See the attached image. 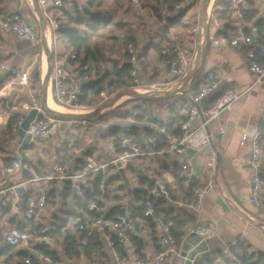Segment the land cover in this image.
<instances>
[{
    "label": "crops",
    "instance_id": "crops-1",
    "mask_svg": "<svg viewBox=\"0 0 264 264\" xmlns=\"http://www.w3.org/2000/svg\"><path fill=\"white\" fill-rule=\"evenodd\" d=\"M37 1L38 0H0V25L7 17L20 14L28 19L35 30L36 26L39 27V37L36 42L18 40L14 35H4L0 28V63L13 67L29 68L34 79V83L30 90L32 94L40 100L42 105L43 103L47 105V101L50 102L49 96L53 101V89L49 81L44 98L43 81L50 69V64L53 65V59H48V62L44 61L46 49L48 50L46 44L47 32L45 31L43 33L42 26L38 22L39 15L34 6V3ZM88 1L89 0H64V7L58 10V18L62 20L64 18V11L74 13L77 7V9L89 8L91 14L96 16L100 15L106 20L110 19L111 24L108 27L100 29L97 32L89 31L88 35L94 45H97V43H94V38L103 32V30L113 25L119 27L123 26L125 22L121 19H116V11H118V18H123L120 14L128 12L127 7H131L133 2L132 0H125L122 7L119 6L117 8L116 6L109 7V5L112 1L119 3L120 0H105L100 7H96V4H94L93 7H89L87 5ZM233 1L234 0H188L181 9H176L173 12L162 11L164 17L161 20L154 10H151L149 7H142L147 10L149 16L152 19L155 18L156 22L159 24L151 28L154 30V34L150 33V35H148L146 43L139 47V40L136 38L137 35L135 36V31L130 29L126 33H123V35L126 34V36H124L126 39L112 37L113 40L121 41V49L112 48L108 51H103L101 49V52L104 53L107 58L123 64L125 61V52H123L122 49L126 48L124 42L129 37L134 38L137 42L139 51L148 49L147 54L143 56L139 64L140 79L144 81V78H147L151 83L153 82V85L166 89H158V91L154 93H149L148 96L161 93V95L153 96L156 99L145 100L135 97L134 100L137 101H131L132 105L130 104L128 107H125L123 111L114 109L115 111L107 112L106 114L111 115V118L104 120V122H101V117L104 115L97 116L87 121L86 126L91 125L94 127V137L90 138L85 145L81 147L76 146L77 142H75V147L82 150V156L75 158L76 169L80 170V167L83 166L82 164H85L88 159L95 162L94 159L97 156H103L104 163L101 165L111 161L116 157V154L111 150V147L115 143V138L107 136V134L114 127L119 128L120 134L124 127L125 120L119 119L118 115L126 111H136L133 108L140 107L141 109L139 108L137 111L140 113L141 111L147 112V118L143 121H137L135 126V128L139 129L142 144L138 145L143 150L149 149L150 145L148 139L155 138L157 140L156 149L163 151L167 149V144L163 134L160 132V127L153 122L157 120L162 123H168L170 119L174 117L173 111H179L181 108V100L183 99H186L189 105L187 109L181 110L180 113L187 116L191 106L190 98L194 96L193 84L198 78L204 80V85L205 83L212 82V79L219 83V89L214 95L204 101L201 106L202 109L210 107L214 103L215 98L221 93L230 91L238 94L244 93L237 101L239 102L246 97L243 99L244 107L240 112L235 107L237 104L236 102L234 104L235 106L233 105L230 111L225 112L213 125H211V127H209L208 130L212 133V143L210 146H204V148L200 150L192 147L189 149H193L192 153L188 150V152L182 156L162 153L150 157H136L132 159L127 166H111L105 170V174L108 177H115L118 175L121 177L118 180H114L110 186H107L110 190V197L103 200L104 208H102V212L106 216L110 213L112 207L120 206L126 211L125 215L131 218V203L134 201L135 197L134 190L144 187L149 194L150 192H154L158 183L162 181L168 184L171 197H174L173 201L171 199L168 201L167 207L170 209L173 208L178 214L179 212L190 214L191 212L185 206L181 205V203L193 200V191H188L192 183L198 186L207 183L211 175L210 163L215 159L218 172V188L211 191L207 196L201 215V219L204 223H214L215 235L207 240L203 247L204 251L196 255V261H200L209 255L213 256L214 253L219 251L229 255L230 247H235L236 244L240 242L248 244L251 249L256 252L264 253V193L261 197L263 207H256L251 203L253 179L255 175V169L251 165V147L250 145L241 146L240 144L243 131L259 132L264 138V84L259 83L248 91L256 80V77L249 70V64L246 59L248 49L246 47L236 48L230 45L232 39H238L244 36H252L257 39V44H264L260 39V28H264V0H236V3ZM227 7L228 10H226ZM251 12L256 13L255 16H245V13L252 14ZM166 18H176L178 23L177 26L170 29L165 37L168 39L164 41L170 40L180 47L189 48L194 52L192 68L188 75L181 79L173 78L169 65L160 53L162 43L164 42L161 43L164 39L163 34L167 23ZM80 28L82 30V27ZM82 31H84V29ZM51 34L53 42H55L56 35L55 33ZM40 37L41 42H39ZM220 39H224L227 44H222L217 47L213 46V41H218ZM38 44L41 46L36 47L39 46ZM159 45L160 49L158 50L156 47ZM55 49L58 51V57L56 58L58 64H61L63 68H65L70 77L67 87L70 90L78 91L81 86L78 85L80 81L81 63L69 60L70 52L65 50L63 46L62 50L56 47ZM32 55H34L33 58H31ZM259 60L262 61V57H259ZM45 62L47 64L46 71L44 70ZM10 80L9 74L4 75V77L0 79V92L2 89L1 85ZM170 82L174 83L171 84ZM169 91L173 93L169 95ZM29 97L30 92L25 87H7L6 94L0 93V115L6 113L9 117L12 113H20L21 115L27 114L19 109L7 110L6 105L8 103L12 106L18 105L20 102L28 100ZM120 100L121 98L119 101ZM115 106L117 105H114V108ZM90 112H93V110L89 109L87 112L83 113ZM8 117L6 120H8ZM197 124H199V120L196 122V125ZM221 128L223 132H220ZM59 129L64 130L66 133L64 139H61L62 147L59 149L60 151L55 152L57 162H47L46 164L44 160L48 157L41 156H38L40 159L36 160L34 151L25 152V148H27L28 145H23L24 147L21 150L23 157L41 171L49 170L53 164L63 163L67 157L72 155L71 149L64 140L66 136L72 138L73 132H75L76 135L81 133L78 130L72 131L71 128L69 129L70 133H68V130H65V125L62 122ZM158 132L160 133L159 137L156 135ZM174 135H176V133ZM82 138L83 136L81 138L79 137L78 142L81 141L82 143L84 141ZM96 141L101 143L102 146L106 143L108 148H104L103 150L99 149L94 152V148L97 146ZM200 141V137L196 138L197 144H199ZM15 150L16 149L12 146L10 151L12 157L15 155ZM181 161L190 162L195 167L196 174L191 181L179 178L178 170ZM3 168L4 167H2V169ZM258 172L264 178V155L258 167ZM27 176V174L20 177L17 176L14 180L19 181L21 179H26ZM95 176L96 175L90 176L89 179L92 181ZM42 186H45L49 192L55 190L58 195L56 204L52 205L49 203L47 207L39 213L36 222L42 226H49L50 224L51 226H56L58 225L56 216L60 215L59 210L63 200L62 192L66 183L56 181L52 184L51 182L42 184ZM71 187L72 197L77 196V193H74L73 186ZM153 188L154 190L151 191ZM35 191H37L36 187L30 189L31 193H36ZM126 196L128 198H125ZM23 197L24 190L19 194V204L24 203ZM10 198L11 201H15L17 197L12 195ZM70 205H73L72 201ZM190 215L193 214L191 213ZM84 216L89 218L90 223L95 219V217L88 213L81 214V217ZM73 219L75 218H71L68 223V228L70 230H76V228H72L70 225ZM161 222H164L163 219L158 222V231H160ZM193 226V223H188L186 227H184L183 230L187 233L183 238L184 241L188 235H191L190 231ZM130 233L137 234L138 237L143 240L146 261L150 260L158 253L157 251H159V249L161 250L164 248L163 238L161 239V237H159L160 235L154 236L151 228H149L145 221L140 222L139 230L133 225ZM95 234H98L97 237H99L104 245L103 250L106 255H108L110 264H114L116 258H120V256L115 249H112L108 245L104 239L105 234L100 232H95ZM82 248L83 247H81V249ZM55 249L59 251L60 261L58 264H61V262L65 264H101L98 260L89 261L86 256H83V249L79 250L82 255L79 260H68L63 255L60 247L55 246ZM125 251L129 258L128 260L136 259L135 249L132 245H125ZM215 263L225 264L219 257H216Z\"/></svg>",
    "mask_w": 264,
    "mask_h": 264
},
{
    "label": "built area",
    "instance_id": "built-area-1",
    "mask_svg": "<svg viewBox=\"0 0 264 264\" xmlns=\"http://www.w3.org/2000/svg\"><path fill=\"white\" fill-rule=\"evenodd\" d=\"M186 1L188 0H182L176 6V9H181ZM233 2L236 3L237 1L234 0ZM63 7L64 0H38V8L41 16L44 18V23L39 16L38 22L41 26H45L46 32L49 30L51 33H55L58 30L60 25L58 10ZM0 28L4 35H14L18 40L36 42L38 39V34L34 26L20 14L7 17L1 23ZM212 44L217 47L227 43L224 39H220L218 41H213ZM230 45L236 48L246 47L248 49L246 59L249 64V70L256 77L255 83L248 91L259 83L264 84V44H257V39L252 36H244L242 38L232 39ZM127 52L129 55V62L133 67L131 77L134 83L137 84V87L134 89L144 93H154L158 91L159 87L156 85H142L138 75V51L133 44L130 43L128 45ZM160 53L169 65L173 78L181 79L188 75L194 60V52L192 50L189 48H182L178 44L167 40L162 43ZM259 57H262V61L259 60ZM76 58L77 54H73L72 59ZM85 69H87V67H85ZM6 74L10 75L11 80L1 85L2 89L0 93L6 94L7 87L12 86L25 87L30 92L28 100L22 101L14 106L10 103L6 105L7 110L19 109L27 114L21 115L11 126L9 137L11 138V147L13 146L16 149L15 155L11 163L3 168L0 173V216L7 217L11 215L22 223L36 221L39 213L47 207L49 190L44 188L42 184L51 181L60 183L70 182L76 190L77 195L84 197L85 192L91 187L89 177L104 171L99 189L102 194H105L107 189V176L105 170L108 167L127 166L129 162L136 157H150L162 153L182 156L192 147L200 150L204 148V146H210L212 143V133L209 132V127H211V125H213L225 112L230 111L233 105L244 95V93L238 94L231 91L221 93L215 98L214 103L210 107L202 109L201 106L204 101L214 95L219 89V83L212 79L209 85L203 86L197 95L190 98L191 106L187 119L180 126V136L168 132L165 128L160 129L167 144L166 150H156L157 140L155 138L148 139L150 148L146 150L141 149L135 144L132 136L133 127L137 124L136 116L140 114V112L136 110L132 111V114L125 120L124 127L118 135L119 142L111 147L112 152L116 154V157L111 161L103 165H97L91 159H88L81 170L76 169L75 158L82 156V150L75 147V140L73 138L66 136L64 141L71 149L72 155L67 157L62 164H54L49 170L41 171L31 163L26 162L23 157L21 150L24 147L25 139L30 137L28 147L35 146L39 142L47 141L59 130L61 122L51 118L40 100L32 94L30 89L32 88L34 79L29 68L13 67L0 63V79ZM69 78V74L66 72L65 68H63L61 64L58 66L57 62L54 63L49 78L53 89V102L56 105L68 109V111L74 114L87 112L89 109L81 107L76 103L78 91L70 90L67 87ZM86 81H88V77L84 76L80 79L78 85ZM170 83L173 84L174 82ZM73 102L75 103L74 106H72ZM33 110L37 111L36 116L30 123L29 128L25 131L24 139L20 141L19 131L28 113ZM7 117L8 115L6 113L1 114L0 124L5 123ZM198 120L199 124L196 125ZM71 123L77 126L87 125V121H73ZM220 132H223L222 128ZM198 137L201 139L199 144L196 143V138ZM263 141L264 138L261 133L243 131L240 142L241 146L250 145L251 147V165L255 169L251 203L256 207H263L261 197L264 193V178L258 172V167L264 155ZM210 167L211 175L207 183L195 189L192 201L181 203V205L185 206L195 217V224L190 234L193 233L201 237L202 241L209 240L215 235L214 223H204L201 219L207 196L211 191L218 188V172L215 159L211 161ZM179 170L180 178L186 181H191L196 174L195 167L187 161L180 162ZM24 174L28 175L26 179H21L19 181L14 180L15 177H20ZM33 187L37 188V191H35L36 193L30 192V189ZM19 189L24 190L23 204H19ZM12 195L17 198L12 202L9 212H7L11 199L10 197ZM153 195L155 197L170 199L171 192L168 184L164 181L158 183ZM90 211H98L94 202L90 205ZM153 215V208H149L145 212V216ZM70 223L72 228H77L80 232L85 233V238L81 241L82 247L88 246L89 237L94 235L95 232L105 234L104 239L112 249H115L114 238L126 246L132 245L129 234L133 227V221L126 215H119L113 220L106 219L104 215H100L91 223L86 216H80L71 220ZM172 225V221L160 223L164 248L162 251L156 253L150 260L139 261L135 258L131 260L116 258L114 264H177L178 260L181 259L182 244H177L171 232ZM31 229H33L32 232H29L8 226L4 236L5 242L15 247L17 250L29 251L44 264H58L59 262L55 261L52 257L42 255L34 250L35 245H48L54 243L55 239L51 233L56 230V226H51L50 224L49 226H41L39 229ZM195 261L196 258L192 260V264H195ZM25 264H31V258H27ZM61 264L65 263L61 262Z\"/></svg>",
    "mask_w": 264,
    "mask_h": 264
},
{
    "label": "trees",
    "instance_id": "trees-1",
    "mask_svg": "<svg viewBox=\"0 0 264 264\" xmlns=\"http://www.w3.org/2000/svg\"><path fill=\"white\" fill-rule=\"evenodd\" d=\"M142 6L152 8L159 19H163L164 12H173L176 10V6L182 0H138ZM105 0H89L87 5L89 7H93L96 4V7H100L103 5ZM228 10V7L226 8ZM64 18L61 20L59 19V28L55 32L56 35V48L58 45H62L63 48L70 52L69 60L78 61L80 62V79L84 76L88 77V81L81 84L78 93L76 103L84 107L86 109L96 108L97 105L102 100V92L104 90L108 91L107 93H114L117 90L127 91L137 87V84L134 83L131 77V71L133 69L131 63L129 62V55L127 52V48L125 51V61L123 64L118 63L115 60H111L107 58V56L101 52V49L98 45H94L89 37L90 32H97L100 29L108 27L111 22L110 19L106 20L102 18L100 15H93L89 12V8L87 9H77V7L73 12L64 11ZM252 14H246L247 17L255 16L256 13L251 12ZM89 16V17H88ZM89 18V19H88ZM167 23L165 25V32H164V40L167 33L170 31L171 28L177 26V19L176 18H166ZM84 29V31L81 30ZM260 39L262 43H264V28H260ZM163 42V41H162ZM125 47L131 43L135 46L136 50L138 51V75H139V64L141 59L144 55L147 54L148 49L145 51H139L137 42L134 38L129 37L125 42ZM161 45V44H160ZM160 45L156 48L159 50ZM66 51V52H67ZM77 54L76 59H72V55ZM55 59L52 60V63H58L56 58L58 57V51L55 49V55L53 56ZM87 67V69H85ZM140 79V77H139ZM39 80V77H38ZM141 80V79H140ZM211 82L205 83L204 80L198 78L194 82V96L197 95L200 89L203 86L209 85ZM202 84V85H201ZM189 102L186 99L181 100V108L179 111L174 110L173 114L174 117L170 119L168 123H162L155 120L157 126L160 129L165 128L168 132L176 135H181L180 126L181 124L187 119L185 114H181V110L187 109ZM140 107L133 108L138 110ZM141 109V108H140ZM141 111V110H140ZM132 114V111H126L118 115V118L121 120H126L127 117ZM21 117L20 113H12L5 124L0 125V131L4 136H8L11 126L13 123ZM147 118V112L141 111L139 115L136 116L137 121H143ZM152 120V119H151ZM174 127V128H173ZM173 129V130H172ZM174 131V132H171ZM179 131V132H178ZM118 134L119 128L114 127L111 131L107 134V136L113 137L114 142L118 143ZM136 145H142L140 139V132L139 129L133 127V134ZM158 137L160 133L156 134ZM7 146L11 145V138L9 137L6 140ZM114 143V144H115ZM138 145V146H139ZM140 147V146H139ZM0 150L2 152H6V148L1 147ZM159 151L158 149H156ZM11 151V150H10ZM9 156L3 158V163L0 164V173L2 171V167H7L11 161L13 160L11 152ZM7 153V154H8ZM88 154V152H87ZM87 156V155H86ZM25 161L28 160L24 157ZM30 162V161H29ZM31 163V162H30ZM62 164V163H59ZM80 167V170L84 167ZM110 168V167H109ZM178 175L180 170H178ZM104 175V171H101L99 174L95 176L92 181L90 180L91 187L85 192L84 197L74 196L72 197V185L70 182L66 183V186L62 192V205L59 210L60 215L56 216L57 224L56 230L52 232V236L54 237L55 241L52 244H40L35 245L34 250L37 253H41L45 256L52 257L55 261L59 262V251L55 249L56 247H60L63 255L68 260H79L81 259L82 255L79 250L84 251V255L88 258L89 261L98 260L101 264H110L108 260V255L104 252V245L100 241L98 234H94L89 237V244L86 247H82L81 241L85 238V233L80 232L77 228L76 230H70L68 228V223L71 218H78L83 213H88L93 217L98 218L100 215H104L106 219H116L119 215H125L126 211L122 207H112L110 209V213L107 216L102 212L104 208L103 200L110 197V190L106 189V193L102 194L100 192L99 186L101 182V178ZM94 176V175H92ZM107 176V175H106ZM121 177L118 176H107V186H110L114 180H118ZM180 178V177H179ZM182 179V178H181ZM143 180V179H142ZM184 180V179H183ZM56 181H51V184ZM143 184V181H142ZM45 188V186H43ZM156 187V186H154ZM198 187L195 183L189 186L188 191H195ZM154 188L151 190L153 191ZM57 193L55 190H51L48 195V204L51 203L52 205L56 204ZM134 201L131 203V219L133 220V225L139 230V224L141 221H145L148 224L149 228L152 230V234L154 236L163 238V234L161 231H158V222L159 220L163 219L164 223L169 221L173 222L171 227V232L177 242V244H182L184 242L183 238L186 236V231H184V227L188 223L195 224V217L190 215L189 213H176V211L172 208H168L167 204L168 201L171 199L174 200L172 196L170 199H164L161 197H155L153 192H146L144 187L136 188L134 190ZM149 197V198H147ZM73 202V205H70V202ZM13 201L9 202L10 210L11 204ZM94 202L98 208V211H90V205ZM154 209L153 216H145V212L149 209ZM181 210V209H180ZM183 211V210H181ZM127 216V215H126ZM16 227L22 231H29L32 232L33 229L31 228H41V224L37 223L36 221H31L30 223H22L18 221L16 218L12 216L1 217L0 216V264H25V260L27 258H31V264H44L40 259H38L35 255L30 253L27 250H17L15 247L8 245L5 242L4 236L7 230V227ZM160 230V229H159ZM132 242V246L135 249L136 259L139 261H146L145 260V245L143 240L138 237L137 234H129ZM190 236V235H188ZM187 236V237H188ZM186 237V238H187ZM185 238V239H186ZM115 240V250L117 254L120 256V259L128 260L127 253L125 251V245L120 243L116 238ZM163 249H159L160 252ZM230 255V256H229ZM229 255L219 251L214 253L213 256L209 255L204 257L200 261H196L195 264H216L215 259L216 257L221 258L225 264H264V253L263 252H256L251 249L248 244H244L243 242L237 243L235 247H230Z\"/></svg>",
    "mask_w": 264,
    "mask_h": 264
},
{
    "label": "rangeland",
    "instance_id": "rangeland-1",
    "mask_svg": "<svg viewBox=\"0 0 264 264\" xmlns=\"http://www.w3.org/2000/svg\"><path fill=\"white\" fill-rule=\"evenodd\" d=\"M80 1H85V0H80ZM132 1H133L132 2V6L131 7H127L128 12L120 14V16H123V18H120V17L118 18V11H116L117 12L116 19H121L122 21L125 22V23H123L122 27L115 26V25L110 26L108 29L103 30V32H101L100 34H98L96 36V38H94V43H97L99 48L102 49L103 51L104 50L108 51L109 49H112V48H114V49H119L120 48L121 49L122 48V47H120V45H121L120 42L121 41L113 40L112 37H114V38L119 37L121 39H126V37H124V36H126V34L123 35V33H126L130 29L135 31L134 34H135V36L137 35L136 38H138V40H139V47H141V45H144L146 43L147 37H148V35H150V33L154 34V30H152L151 28L155 27V25L156 26L159 25L156 22V19L155 18L152 19L149 16V12H147V10L142 8L144 6H142L141 3L138 0H132ZM124 3H125V0H120L119 3L112 1L110 3L109 7H112V6H116L117 8L119 6L122 7V4H124ZM150 9L153 10L152 8H150ZM36 32H37L38 37H39V27L38 26H36ZM163 36H165V35L163 34ZM165 39H168V38H165ZM162 41H164V39ZM162 41H161V43H162ZM39 42H41V37H40ZM55 45H56V41L53 42V40L51 41V39H50V52H48V53L50 54L51 58H53V59H55V57H53L55 55V47H56ZM40 46L41 45L36 46V47H40ZM58 48L60 50H62V45H58ZM126 48L122 49V51L125 52ZM48 53L46 52V54H48ZM110 53H113V52H110ZM46 54L44 56V61H47V56L48 55L46 56ZM33 56L34 55H32L31 58H33ZM48 59H49V57H48ZM141 82H142V85H144V84L153 85V82L151 83L147 78H144V81L141 80ZM159 89L163 90V89H166V88L161 87ZM131 90L137 91L134 88L131 89ZM104 91H105V93H104ZM104 91L101 94V96H102L101 102L97 105L96 108L90 109V110H93V112L84 113V114H83V112H80V114L85 115V116L94 115V114L97 113V109L106 106L105 109L98 114V116L104 115V116L101 117L102 120L99 119V120H101V122H104V120H107L108 118H111V115L106 114L107 112L109 113V111H113L114 109L118 110V111H123L125 107H128L132 103L131 101H137V100H134L135 97L132 94H129V95L124 96L123 98H121L120 101L118 100L119 101L118 102V101H116L117 98L121 95V93H123L125 91L117 90L116 92H114L112 94L107 93L108 91H106V90H104ZM137 92L142 94V95H149V93L146 94V93L141 92V91H137ZM172 93H173L172 91H169L168 94L170 95ZM158 95H161V93H155V94H152L150 96H158ZM245 98H243V99H245ZM243 99H241L239 102H237L236 106L234 105L237 108V110H239V112L244 107V100ZM117 103H119V104H117ZM114 105H117V106H115V108H114ZM57 108L59 110H64L62 112L64 114L65 113L66 114H74V113H71L70 111H68V109H60L58 106H57ZM105 114H106V116H105ZM62 123H64L65 130H68V133H70L69 132L70 128H71L72 131H74V130L77 131L78 130V131L81 132L78 135H76V133L73 132L74 136L72 135V138L75 140V142H77L76 146H78V147L84 146L85 143L90 138H93L94 135H95L94 134V127L91 126V125H88V126H85V127H81V126H77L74 123L72 124L70 121H62ZM69 126H71V127H69ZM65 133L66 132L64 130H62V129L60 130L59 129L57 131V133L52 138H50V139H48L47 141H44V142H39L35 146H29V147L25 148V152L34 151V154H36V156H35L36 160H39L40 156L41 157H48L46 160H44V162L46 164H47V162H50V163L57 162V158H56V153L55 152L56 151L57 152L60 151L59 149H61V147H62L61 139L62 138L64 139ZM82 136H83L82 140H84V141L82 143H81V141L78 142V140H79L78 138L79 137L81 138ZM8 138H9V135L8 136L7 135L4 136L2 134V131H0V148L1 147L6 148V152L5 151L2 152L0 150V164L3 163V158H6V157L9 156L8 152L11 150V145L9 144L7 146L8 142L6 140ZM91 140H93V139H91ZM94 143H95V141H94ZM96 143H97V146L94 148V152L98 151L99 149L103 150L104 148L105 149L108 148L106 143H104L103 146H102L101 143H99L97 141H96ZM94 160H95L94 163L97 164V165H101L102 163H104L103 156H97ZM128 197H129V195H128ZM128 197L126 196L125 198H128Z\"/></svg>",
    "mask_w": 264,
    "mask_h": 264
},
{
    "label": "water",
    "instance_id": "water-1",
    "mask_svg": "<svg viewBox=\"0 0 264 264\" xmlns=\"http://www.w3.org/2000/svg\"><path fill=\"white\" fill-rule=\"evenodd\" d=\"M34 6L36 7V11L38 12V15H39L41 21L44 23V18L41 16L39 8H38V1L34 3ZM42 29H43V33H44L46 30L44 25H42ZM44 36H45V34H44ZM47 55H48L49 60H50L51 59L50 54L48 53ZM58 66H60V64H58ZM52 69H53V65L50 64V69H49V71H48V73H47V75L43 81V91H44L43 97L44 98H45L46 88H47V85L49 82V78H50V74H51ZM129 94H132L136 98L145 99V100L156 99L153 96L142 95V94L138 93L137 91L127 90V91L121 93V95L117 98L116 101H118L120 98L127 96ZM74 105H75V103L73 102L72 106H74ZM43 107L47 111L48 115L51 118L58 120V121H61V122L62 121L73 122V121H89V120H92V119L96 118L98 116V114L105 109L106 106L97 109V113L94 115H90V116H85V115H81V114H58V113H54V112L50 111V109L48 108L46 103H43ZM36 113H37L36 110L30 111L28 113V115H27V117H26L20 131H19L20 141H22L24 139L25 131L29 128L30 123L34 120ZM29 139H30V137H27L25 139L24 146L28 145ZM189 152L192 153L193 149L189 150ZM21 192H23V189H19L18 193H21ZM74 193H76L75 189H74ZM206 242H207V240L202 241L201 237L196 236L195 234L192 233L189 237H187L185 239L184 243L182 244L181 259L178 260L177 264H192V260L196 257V255L198 253L204 251L203 247L206 244Z\"/></svg>",
    "mask_w": 264,
    "mask_h": 264
},
{
    "label": "bare ground",
    "instance_id": "bare-ground-1",
    "mask_svg": "<svg viewBox=\"0 0 264 264\" xmlns=\"http://www.w3.org/2000/svg\"><path fill=\"white\" fill-rule=\"evenodd\" d=\"M50 39H51V41L53 40L52 39V34H51V32L48 30L47 31V33H46V44H47V47H48V50L47 51H50ZM47 56V55H46ZM47 62H48V57H47ZM46 68H47V64H46V62L44 63V70L46 71ZM49 101L50 102H48L47 101V106H48V108L50 109V111H52V112H54V113H58V114H64V113H62L64 110H59L58 108H57V106L60 108V109H64L63 107H61V106H59V105H56L52 100H51V97L49 96ZM52 101V102H51ZM53 106V107H52ZM66 114V113H65ZM84 114V113H83Z\"/></svg>",
    "mask_w": 264,
    "mask_h": 264
}]
</instances>
